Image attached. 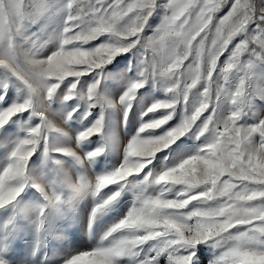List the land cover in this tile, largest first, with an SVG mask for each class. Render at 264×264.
<instances>
[{"label":"snow or ice","instance_id":"snow-or-ice-1","mask_svg":"<svg viewBox=\"0 0 264 264\" xmlns=\"http://www.w3.org/2000/svg\"><path fill=\"white\" fill-rule=\"evenodd\" d=\"M0 264H264V0H0Z\"/></svg>","mask_w":264,"mask_h":264}]
</instances>
